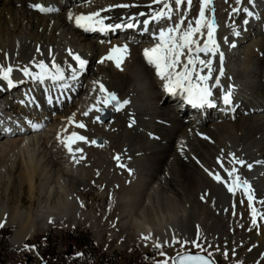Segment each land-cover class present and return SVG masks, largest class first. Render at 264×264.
<instances>
[{
  "label": "bare ground",
  "instance_id": "1",
  "mask_svg": "<svg viewBox=\"0 0 264 264\" xmlns=\"http://www.w3.org/2000/svg\"><path fill=\"white\" fill-rule=\"evenodd\" d=\"M37 3L54 11L41 13L33 7ZM118 3L138 7L101 11ZM149 4L151 0H0V62L37 72L33 64L54 60L66 69L69 85L39 84L19 71L13 73L14 82H22L15 87L0 81V105L17 121L26 118L32 124L0 137V230H12L14 249L51 229L81 224L93 231L99 245L115 244L116 251L129 254L140 249L148 256L157 249L155 243L169 241L159 248L158 263L185 247L173 237L198 239L207 248L223 236L220 248L231 251L237 262L264 264V220L258 218L253 226L242 191L233 195L205 171L224 175L217 158L230 168L232 155L251 164L235 166L253 187L254 207L264 211V0L253 5L213 0L216 38L225 54V75L213 93L219 97L225 87L233 89L234 106L229 108L221 102L215 107L189 104L180 89L166 91L167 81L143 55L155 44V24L149 32L142 26L85 31L75 24V16L95 11L109 18L106 23L120 22L129 14L150 12ZM199 7V0H193L188 16H197ZM233 7H248L253 16L234 14ZM206 16L212 13L206 11ZM125 43L129 47L121 68L104 60L113 46ZM69 51L87 61L75 81L68 65L78 66ZM100 83L121 101H130L120 111L109 107L107 125L93 122L96 112L83 116L102 97ZM73 116L87 125L86 131L69 124ZM73 131L102 146L75 144L85 157L77 163L60 139ZM97 184L100 191L89 197ZM145 235L152 239L144 240Z\"/></svg>",
  "mask_w": 264,
  "mask_h": 264
},
{
  "label": "snow or ice",
  "instance_id": "2",
  "mask_svg": "<svg viewBox=\"0 0 264 264\" xmlns=\"http://www.w3.org/2000/svg\"><path fill=\"white\" fill-rule=\"evenodd\" d=\"M247 2L250 5L254 4V0H247ZM235 4L242 5V0H235ZM154 5H159L160 7L157 9L153 7ZM192 5L193 0H151V4L147 6L152 9L150 12H139L137 15L129 14L127 17H121L120 22L106 23V19L109 18L102 16L101 11L109 12L114 8L129 9L138 7L135 4L118 3L91 14L77 15L75 16V24L85 31L100 32L116 31L123 28L134 29L141 26L145 32H149L150 26L155 24L157 26L154 32L155 44L152 47L144 49L143 55L146 58V62L150 66L155 67L160 79L167 81L164 85L166 91L175 94L177 89H180L181 92L187 93L186 98L188 103L197 106L215 107L217 102H221L226 108L233 107V89L225 87L219 97H215L213 93V86L219 88L221 84L220 78L225 75V54L220 51V44L216 38L217 24L215 20V8L212 6L213 0H199L200 7L197 16L189 17L188 12L191 10ZM33 7L41 13L54 11V9L38 3L34 4ZM182 7L185 9L183 12H181ZM206 11H210L212 16H206ZM240 12H243L247 17L253 16V12L248 7L232 8V13L237 14ZM138 17H144V19L141 20ZM174 17L177 18L174 19ZM69 19H72V17L70 16ZM243 23L247 24L248 20L245 19ZM235 35L239 36L240 33L236 31ZM224 42L230 43L227 38H225ZM230 46L235 47L236 45L230 44ZM128 47L127 43L122 46H113L104 60H113L115 61V66L121 68L125 55L128 53ZM202 54L203 57L208 58H203ZM68 55L71 56L78 66L68 65L70 78L75 81L79 73L85 70L87 61L71 51H69ZM212 57H218V60H214ZM103 62L102 60L101 63ZM216 63L219 65L218 68L213 67ZM32 67L39 69V71L33 72L29 67L14 69L11 64L0 62V81L6 82L8 88L15 87L16 84L22 82L18 80L14 82L13 73L14 71H19L23 77L30 78L39 84L51 81L53 86L58 84L63 88L69 87L66 82V69L54 60L50 65L41 60L33 64ZM214 72H216L215 77L213 75ZM209 81L212 83L210 84ZM99 92L103 94L102 97L97 98L96 103L83 113L85 117L89 116L92 112L98 113L94 117L93 122L103 123L109 107L120 111L130 102L128 99L121 101L116 93L107 90L102 83L99 84ZM51 102L52 97L50 95L49 103ZM69 124L74 125L77 129L87 130V125L76 121L74 116L69 118ZM33 127L38 128L39 126L33 125ZM60 139L61 143L77 163L85 159V157L83 155L84 149L79 147L74 148L75 144L82 142L85 145L102 146L97 140H90L87 136L75 131L71 132L67 137ZM205 139L208 138L205 137ZM77 153L80 154L79 159H76ZM115 159L119 161L120 157L116 156ZM229 163L233 165L230 168L226 166L222 158H217L219 169L222 170L224 175L221 174V171L209 169H205V171L217 183L223 184L228 192L233 195L238 190L242 191L251 210V223L253 226H258V218L259 220H264V211L258 212L257 208L254 207L256 196L253 187L247 179L239 174V169L235 166L240 165L241 168L245 166L251 168L252 165H246L245 161L237 159L234 155H232ZM120 166L123 167V165ZM240 203H244V201H240ZM260 203L264 204V200L260 201ZM0 227H3V225L0 224ZM142 238L146 241L152 239L150 235H145ZM173 240L175 243L185 247L191 245L199 251H205L204 246L198 239L191 241L175 240V237H173ZM162 243L166 244L169 241L157 242L155 243V247L157 249L161 248ZM223 254L225 257L228 256L227 252ZM161 255L164 256L165 254L161 252ZM208 255L211 256V253ZM170 262L171 264H215L214 261L209 260L205 256L192 254L188 251L183 254L178 253L176 257L164 259L159 264H170Z\"/></svg>",
  "mask_w": 264,
  "mask_h": 264
},
{
  "label": "rangeland",
  "instance_id": "3",
  "mask_svg": "<svg viewBox=\"0 0 264 264\" xmlns=\"http://www.w3.org/2000/svg\"><path fill=\"white\" fill-rule=\"evenodd\" d=\"M94 178L98 181L100 177ZM99 191V184H97L91 190L89 197H95ZM24 202L27 203L26 200ZM11 203L13 204V201ZM11 235V229L0 230V264H159L157 262L159 249L149 251L148 256H145L140 249H135L131 254L116 251L115 244L99 245L93 231L83 224L64 231L51 229L38 234L26 242L21 249H14L10 245ZM222 238L223 236H219L209 247H204L205 251L187 246L171 258L176 257L178 253L183 254L188 251L192 254L204 255L215 264H250L237 262L231 251L220 248ZM224 252L228 253L227 257L223 254ZM209 253L211 256L208 255Z\"/></svg>",
  "mask_w": 264,
  "mask_h": 264
},
{
  "label": "water",
  "instance_id": "4",
  "mask_svg": "<svg viewBox=\"0 0 264 264\" xmlns=\"http://www.w3.org/2000/svg\"><path fill=\"white\" fill-rule=\"evenodd\" d=\"M109 119H110V112L109 110H107V115L104 117V122L102 123L103 125H107L109 123ZM200 255V254H199ZM204 256V255H202ZM206 257V256H205ZM207 258V257H206ZM209 259V258H208ZM210 260V259H209Z\"/></svg>",
  "mask_w": 264,
  "mask_h": 264
}]
</instances>
